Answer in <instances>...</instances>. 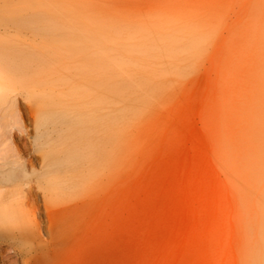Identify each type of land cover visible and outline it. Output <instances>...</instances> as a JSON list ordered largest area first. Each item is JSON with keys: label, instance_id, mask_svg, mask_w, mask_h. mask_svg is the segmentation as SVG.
I'll return each instance as SVG.
<instances>
[{"label": "rangeland", "instance_id": "1", "mask_svg": "<svg viewBox=\"0 0 264 264\" xmlns=\"http://www.w3.org/2000/svg\"><path fill=\"white\" fill-rule=\"evenodd\" d=\"M12 54L114 83L109 177L53 220L35 134L81 119L30 113ZM0 192V264H264V0H0Z\"/></svg>", "mask_w": 264, "mask_h": 264}, {"label": "bare ground", "instance_id": "2", "mask_svg": "<svg viewBox=\"0 0 264 264\" xmlns=\"http://www.w3.org/2000/svg\"><path fill=\"white\" fill-rule=\"evenodd\" d=\"M5 61L7 64L4 67L15 71L25 72L35 66L39 69L41 79L38 82L31 80L22 83L23 87L30 91L27 100L30 113L37 115L39 119L41 115L49 112L68 115L71 118L79 115L81 119L80 128L79 125H66L67 134L60 127L49 126L51 123L43 131L35 134L38 144L35 155L40 169L32 174L33 178L29 181L48 204H45V207L56 209L54 212L47 210L48 217L53 220L60 215V206L66 203L69 197L76 198L89 193L99 183L98 179H101L102 174L109 177L112 160L107 144L111 142L112 133L113 79L111 75L99 71L94 66L72 64L69 69L65 67L64 72L61 70L58 77L61 83L49 94L47 91L51 81L48 78L49 73L40 63L32 67L31 61L15 54L10 55ZM67 92H73L77 97L65 101L69 97ZM51 95L52 98L48 100V96ZM52 99L54 100L51 101ZM62 103H67L69 108L62 109L60 106ZM72 136H75L76 140H71ZM99 144L106 146L104 158L98 156ZM23 146L26 151L33 149L26 142ZM4 201L0 202V213L5 218L15 220V208L6 206ZM49 223L52 234L58 237L61 231L53 221ZM29 232L31 234L34 231L29 229Z\"/></svg>", "mask_w": 264, "mask_h": 264}]
</instances>
